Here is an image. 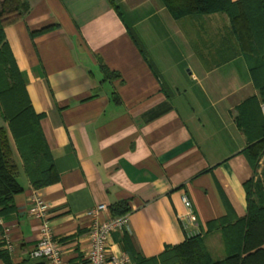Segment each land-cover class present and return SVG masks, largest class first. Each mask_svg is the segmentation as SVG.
I'll return each instance as SVG.
<instances>
[{"label": "crops", "instance_id": "0c3cea01", "mask_svg": "<svg viewBox=\"0 0 264 264\" xmlns=\"http://www.w3.org/2000/svg\"><path fill=\"white\" fill-rule=\"evenodd\" d=\"M113 1L121 15L110 0H0L21 13L5 36L44 115L60 176L35 190L12 147L25 191L12 209L0 208V264H48L31 257L41 228L28 212L34 194L51 204L68 264H89L95 218L88 212L101 204L129 202L131 233H113L110 244L145 258L189 238L184 219L201 230L213 260L224 261L222 230L209 231V222L247 217L245 184L258 168L244 154L248 139L235 118L259 91L229 18L176 20L162 0ZM99 58L121 77L106 79Z\"/></svg>", "mask_w": 264, "mask_h": 264}, {"label": "trees", "instance_id": "16d2710c", "mask_svg": "<svg viewBox=\"0 0 264 264\" xmlns=\"http://www.w3.org/2000/svg\"><path fill=\"white\" fill-rule=\"evenodd\" d=\"M174 19L188 16L226 14L230 20L248 64L258 97L238 107L235 120L247 139L244 150L255 171L264 156V0H162ZM115 11L119 7L110 0ZM0 5V115L7 127H0V208L12 209L13 198L25 189L19 181L20 169L14 160L10 136L23 162L31 186L40 190L56 184L59 173L44 135L42 114L32 106L25 81L5 36V27L20 18L21 13ZM101 60V58H99ZM106 79H119L101 60ZM248 201L247 217L229 223L224 219L209 222V231L222 230L227 259L215 262L201 235L187 238L176 246H167L156 257L145 258L135 249L133 264H264V186L250 180L245 184ZM112 216L131 212L128 201L110 206Z\"/></svg>", "mask_w": 264, "mask_h": 264}, {"label": "built area", "instance_id": "2783aa9c", "mask_svg": "<svg viewBox=\"0 0 264 264\" xmlns=\"http://www.w3.org/2000/svg\"><path fill=\"white\" fill-rule=\"evenodd\" d=\"M262 170H264V156L259 161L257 173H262ZM182 200L189 210V214H192L193 209L190 199L184 195ZM28 212L31 217L41 221L39 241L31 252V257L35 259H45L48 264H68L64 260L61 245L54 236L51 225V204L40 194H34ZM103 212H109V208L105 204L98 205L88 212V215L95 218L90 233L91 246L87 253L89 264H133L129 254L112 250L110 244V237L113 233L123 231L131 233L129 216L114 217L108 215L107 218L101 220L99 216ZM182 223L189 237L202 235L201 230L190 227L189 221L187 222L182 219ZM1 225H3V218L0 212V226ZM5 239L7 240L8 248L12 249L9 229H6Z\"/></svg>", "mask_w": 264, "mask_h": 264}, {"label": "rangeland", "instance_id": "374dc122", "mask_svg": "<svg viewBox=\"0 0 264 264\" xmlns=\"http://www.w3.org/2000/svg\"><path fill=\"white\" fill-rule=\"evenodd\" d=\"M4 126V122L1 118V115H0V127ZM12 147L13 149L15 148V144H14V140L12 141ZM255 181L257 182H262L263 183V186H264V170H262V173L258 174L255 178Z\"/></svg>", "mask_w": 264, "mask_h": 264}]
</instances>
